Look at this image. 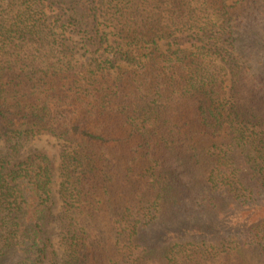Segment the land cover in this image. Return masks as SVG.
Masks as SVG:
<instances>
[{"label": "trees", "instance_id": "1", "mask_svg": "<svg viewBox=\"0 0 264 264\" xmlns=\"http://www.w3.org/2000/svg\"><path fill=\"white\" fill-rule=\"evenodd\" d=\"M56 221L63 264H264V0H0V264Z\"/></svg>", "mask_w": 264, "mask_h": 264}, {"label": "rangeland", "instance_id": "2", "mask_svg": "<svg viewBox=\"0 0 264 264\" xmlns=\"http://www.w3.org/2000/svg\"><path fill=\"white\" fill-rule=\"evenodd\" d=\"M165 43H162V49H165ZM80 55L85 58V51L81 50ZM74 145L68 144L63 140H59L55 137L49 135H40L36 137L30 144H28L21 153V156H27L28 154L35 151H44L50 158L54 159L56 162V172L54 176L53 184V197H54V214L56 219L60 216L62 210V201L59 195L60 188V165H61V155L63 153L72 152ZM243 219V218H242ZM50 238L56 252L57 256L55 257V264H63L64 261V252L61 246V232L58 222L56 221L50 229Z\"/></svg>", "mask_w": 264, "mask_h": 264}]
</instances>
